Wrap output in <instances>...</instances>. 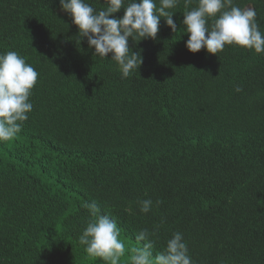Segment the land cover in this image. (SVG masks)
Wrapping results in <instances>:
<instances>
[{"label": "trees", "instance_id": "obj_1", "mask_svg": "<svg viewBox=\"0 0 264 264\" xmlns=\"http://www.w3.org/2000/svg\"><path fill=\"white\" fill-rule=\"evenodd\" d=\"M234 3L264 32V3ZM172 11L176 33L162 18L155 40H129L143 63L122 79L59 0H0V54L39 74L22 131L0 143V264H104L78 243L92 200L121 230L120 264L141 229L154 255L180 232L194 264H264V53H190L183 0Z\"/></svg>", "mask_w": 264, "mask_h": 264}, {"label": "clouds", "instance_id": "obj_2", "mask_svg": "<svg viewBox=\"0 0 264 264\" xmlns=\"http://www.w3.org/2000/svg\"><path fill=\"white\" fill-rule=\"evenodd\" d=\"M182 0H103L96 10L86 0H59L60 11L67 13L78 28L81 40H87L93 56L114 61L121 78L138 72L143 59L140 52L129 47V40L138 43L144 39L155 40L163 18L173 33L177 24L174 12ZM183 0V31L188 35L185 43L190 53L204 49L216 56L226 46H237L256 54L264 53V32L257 21V10L251 6L240 7L234 0ZM264 3V0H258ZM123 10V16L115 14ZM137 43V44H138ZM38 72L16 51L0 54V143L13 140L21 131L28 114L33 110L30 101L37 83ZM239 92L241 89L236 88ZM158 206L160 201L155 202ZM88 222L79 235L78 243L90 258L104 264H120L126 254L125 241L116 221L102 209L96 200L85 202ZM153 201H139V210L148 213ZM128 211H131L129 209ZM155 231L141 229L135 234L137 246L131 249L129 264H194L188 254L183 234L176 232L158 254H153ZM142 242V243H141Z\"/></svg>", "mask_w": 264, "mask_h": 264}]
</instances>
